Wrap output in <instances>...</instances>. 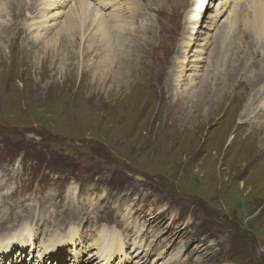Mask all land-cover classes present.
<instances>
[{
	"label": "rangeland",
	"instance_id": "obj_1",
	"mask_svg": "<svg viewBox=\"0 0 264 264\" xmlns=\"http://www.w3.org/2000/svg\"><path fill=\"white\" fill-rule=\"evenodd\" d=\"M20 1L23 12L8 5L12 16L3 14L0 31V222L14 196L23 200L20 222H32L35 248L55 228L66 230L57 220L72 221L80 236L58 264H70L76 251L84 252L82 263L100 264L89 260L103 223L129 233L126 253L112 264H264V147H257L264 103L240 119L264 90V81L251 86L262 61L242 71L239 55L248 62L253 56L249 47L237 55L240 36L236 43L231 36L226 64L209 67L233 0H211L197 26L188 18L193 0H91L94 8L106 3L103 13L121 9L129 18L131 63L116 67L125 77L119 79L94 77L104 51L81 33L61 34L59 49L47 35H33L43 17L60 11L61 20L78 0L58 2L51 13L43 0ZM90 20L86 31H93ZM204 78L209 91L202 94L215 99L218 116L200 122L197 97L193 103L188 95ZM185 97L190 107L178 103ZM12 182L14 196L3 190ZM43 263L30 256L26 264Z\"/></svg>",
	"mask_w": 264,
	"mask_h": 264
},
{
	"label": "bare ground",
	"instance_id": "obj_2",
	"mask_svg": "<svg viewBox=\"0 0 264 264\" xmlns=\"http://www.w3.org/2000/svg\"><path fill=\"white\" fill-rule=\"evenodd\" d=\"M210 1L211 0H193V2H195L194 3L195 6H193V9L190 11L188 18H189V20L194 22L195 26H197L202 19V12H199V9H201L206 4L205 9H203V10H206L208 5L210 4ZM58 2H62V5H60ZM122 2L123 1H121V5H122ZM43 3L47 6V10L50 11V13L54 10V8H58V5H60V7L64 6L63 0H43ZM93 3L91 0H78L77 3L71 5L73 7L69 8V11L66 9V11H68V12L63 11L61 20L56 19L57 15L60 13V11H54L55 14L48 15L47 18L43 17L41 19L42 22L40 23V27L38 28L39 31L33 32V35L35 37H40V38H43L47 35L46 38L49 37L48 42L53 43L54 45H56L55 47H57V46H60V44H59L60 41L65 38V36H64L63 39H60L61 34H65L67 37H70V36L74 37L75 33H77V32L81 33V38H80L81 40L87 39L88 42L95 45L96 47H99V49L100 48L103 49V51H104L103 59L101 61L102 63L95 65L94 77L96 75H101L104 77V75H105L106 79H107V77H111V76L113 78L119 79V77H121V76L124 77V76L121 74V72H119V70L116 69V67H118L121 70V69H124L129 64V62L131 63V61H128V62L126 61L127 59H130L132 55H131V51L128 50L126 48V45H125L127 43L126 42L127 39H124L125 38L124 34H126V30L132 29V28H130L131 26L128 27L129 18L127 17V15H124L125 12L124 13H123V11L121 12V9L116 11L117 8H115V7H114V10L116 12H114L113 14H112V12H110L111 10L108 11L110 13H103V11L99 10V7L102 8L103 6H106L105 5L106 3H99V7H95V8L93 6ZM232 3H233V5H232L233 8L231 10L232 16H231L230 20L228 22H226V24H223L220 27L221 29H219V33H218V35L221 34V37L225 36V38H223L222 42H219L217 48L212 50V53L209 56V67L210 66L216 67V65H218V66L225 65L226 59H227V56L225 54V50L230 51L231 47L233 46V39L235 40V43H236L237 38L240 36L239 37L240 48L237 51V55H238L239 51H242V50H244V48L249 47L248 52H249L250 56H253V59H250V61L248 62L247 61L248 57L246 55H244L245 53H243V54H241L242 57H241V55H239L240 62L237 66L239 68H241L242 71L246 68V70H248V72H249L252 68H255L254 65L257 64L256 61L254 62V60L258 59V60L262 61V65L259 64V66H261V68H262L261 72L259 73L260 75L258 74V76H256V78L253 80V85H251L253 87V89L254 88L256 89L257 87L262 85V83L264 81V79H263L264 78V66H263L264 65V0H233ZM65 4H66V2H65ZM114 4H115V1H114ZM8 5H15V6L17 5L19 11L23 12V10H21L22 2L20 0H10L9 2H8V0H0V31L2 29H4V27H5L4 24L6 22V19L3 18V14L4 13L9 14L10 13L9 16H12V12L10 11ZM97 5H98V3H97ZM133 6H135V5H133ZM197 6H198V8L196 9L195 7H197ZM7 9H8V11H7ZM70 9H72V10H70ZM91 9H94V11L91 12ZM107 9L109 10V7ZM55 10H59V8L55 9ZM45 12H47V11H45ZM158 12H161V10L159 9ZM50 13H48V14H50ZM51 16L54 20V21L52 20V23H50V21L48 20L49 18H51ZM125 17L128 18V20L124 21V19H126ZM89 19H91L90 21L94 24V27L92 28L93 31H91V30L86 31V29H85L86 28L85 23ZM44 20L46 22L45 24H44ZM240 20L242 21L241 23H239ZM2 22H3V24H2ZM130 25H132V24H130ZM53 26L55 28L59 26V28L57 30L55 29L56 33L54 32L55 30L52 31ZM243 26H244V28H243ZM229 31H231L232 33L230 34ZM89 32H92V33L89 34ZM53 33H55V36H53L52 40H51L50 37ZM231 36H233L234 38L231 39L232 38ZM242 36L244 37L243 39H241ZM82 37H86V38H82ZM250 38H251V43H249V45L247 46V43L245 42V40H248ZM257 45H259V46H257ZM101 49H100V51H101ZM69 51H64L65 54L63 53V55H67ZM97 51H98V49H97ZM70 53L71 52H69V54ZM85 55H86L85 52H83L82 56L85 57ZM125 55H126L125 60H123V59L120 60L121 56H125ZM237 55L235 56V58L237 57ZM233 56H231L230 59L233 60V62L235 64V60H234L235 58H233ZM118 60H120V61H118ZM116 62H118V64ZM180 72L183 73V70H180ZM205 79L206 78H204L201 81V83H203V85H201L199 87L198 91L195 92V91H193L194 89L192 90L193 92H195V94L190 93L191 95L190 94L188 95V96H190L188 98H190V99L192 98L191 100L193 103L195 101L194 97L195 96L197 97L196 98L197 104L194 107H196L197 113L199 112V114L198 115L196 114V115H197V119L200 122H202V120L205 118L206 114L209 115V118H208L209 121L213 120L214 118L216 119V117L218 116V110H214L212 107V105H215L217 103L215 101V99L212 97L211 94H207V93L202 94L203 88H206V90L208 88L206 84L204 85V83H205L204 81H206ZM207 91H209V90H207ZM262 91H260V88L258 90H256L255 94H257L258 99L256 101H253V99H252V101L248 102L244 106L242 113H241V116H240L241 121H243L245 119V117H243V116H245V115L249 116V115L257 112L258 110H256V107H259V109H260V104L264 103V90H262ZM186 98L187 97H185L183 100L178 99V103H181V104L185 103V106L190 107L189 104L191 103V101L186 100ZM217 99H218V97H217ZM253 104H256L254 110H252ZM205 111H206V113H205ZM252 111H253V113H252ZM253 137H255V136H253ZM257 147L259 149H260V147L261 148L264 147V141L261 140L258 143ZM257 158H258V160H260V157H257ZM244 171L245 170L241 171L240 174L244 173ZM15 213H17V214H15V215L13 214L12 218L7 217L1 225L7 226V223L12 221V220L18 221L20 218L19 219H16V218L19 217V212H15ZM67 223H68L67 218L66 219L62 218V219L56 221V224L58 226H61V225L68 226ZM32 230H33V228L31 226V224H29V223L20 224L19 228L15 229L14 232L4 234L3 236L0 237L1 246L4 244V248L3 247L2 248L7 250L9 247H11L10 244L7 243L8 241H11V243L14 242V245H16L25 236L30 237V239L27 238L25 241H29V243H32V240H33V237L35 234V233H32ZM79 231L80 230L77 229L75 227V225H71L69 228L66 227V230L62 233H59L58 229L55 228L54 232L50 234V236L46 239L45 242H43V243H45L44 249H45L46 253H48V254L50 253L53 256L57 255L58 253H59V255L63 254L64 252H61V250H63V248H61L60 245H62L65 242L69 243V242L74 241V238L76 236L80 235ZM123 237L124 236L120 233V231L115 226H109L106 224L102 225V229L99 232V241L97 242L98 247L96 246L97 252L99 253L98 256L100 258H102L99 260V261H101V264H110V261H112L111 258H112V256H114V254H117V255L123 254V252H124L123 249L128 247V245H126ZM29 243H27V244H29ZM21 245H23V244H21ZM134 245L138 246V245H140V243L138 241H136L134 243ZM20 248H23V247H20ZM81 256H79V254H77V258L73 259L74 263L77 262V264H89V263H85V262L82 263L81 262ZM136 256H137V254H136ZM40 257H42L43 259L45 258L42 254H40ZM122 257H121V259H122ZM96 259H99V258H96V257L91 258L89 260V262H91V261L94 262V261H96ZM134 259L137 260L136 257H132V263H134V261H135ZM135 264H145V262L138 260V261H135Z\"/></svg>",
	"mask_w": 264,
	"mask_h": 264
}]
</instances>
